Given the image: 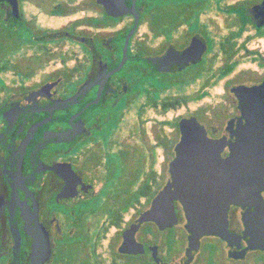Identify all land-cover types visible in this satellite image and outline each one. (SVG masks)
Masks as SVG:
<instances>
[{
	"label": "flooded vegetation",
	"instance_id": "obj_1",
	"mask_svg": "<svg viewBox=\"0 0 264 264\" xmlns=\"http://www.w3.org/2000/svg\"><path fill=\"white\" fill-rule=\"evenodd\" d=\"M123 1L132 11L114 17L96 0H84L83 8L91 15L52 30L26 19L18 0L16 21L22 29L18 36L21 42H37L40 53L33 65L34 86L0 102V264L13 259L8 215L14 187L18 190L13 210L21 237V264H100L103 253L108 255V264H136V255L143 256L146 264H157L150 246L157 247L164 264H264L260 249L233 256L247 247L248 239L243 237L248 206L236 204L229 205L227 222L229 232L240 240L229 244L216 235L202 236L186 263L189 233L177 199L175 225L161 230L153 221L143 222L135 236L144 245V253L119 252L123 231L150 209L152 200L171 181L170 163L181 141L182 119L194 118L206 138L227 142L191 147V152L219 149L220 162L231 156L232 143L248 125L240 107L244 101L232 89L244 86L250 95L245 99L258 104L263 99L259 90L264 82L260 72L264 54L259 40L264 37V13L259 5L264 0ZM67 3L54 1L50 14L70 15V9L57 7ZM38 4L42 10L44 2ZM0 9L4 20L12 21L10 5L1 2ZM136 17L135 30L126 40ZM62 38L69 43L51 47L52 41ZM21 72L24 76L31 71L21 68ZM70 83L73 87L68 88ZM216 88L228 90L233 99L223 117L215 110L209 116L205 107H196L177 117L170 135L164 129L166 122L150 124L154 141L149 143L142 123L147 113L166 116L169 110L189 108L215 95ZM63 100L73 103L63 105ZM112 123L114 133L109 131ZM257 127L259 131V118ZM46 131H66L67 135L64 141L46 143L35 152ZM168 136L172 144H167ZM137 137L142 144L135 143ZM158 150L163 157L159 167ZM203 159L201 154L186 165L206 166ZM214 175L222 176L220 172ZM105 196L116 205L99 209L89 224H83L77 206ZM261 196L264 199V189ZM169 230L176 242L171 249Z\"/></svg>",
	"mask_w": 264,
	"mask_h": 264
},
{
	"label": "water",
	"instance_id": "obj_2",
	"mask_svg": "<svg viewBox=\"0 0 264 264\" xmlns=\"http://www.w3.org/2000/svg\"><path fill=\"white\" fill-rule=\"evenodd\" d=\"M4 1L10 5L12 16L17 18L19 16L18 0H0V3ZM96 2L102 4L105 12L114 17L132 11L126 8L123 0H96ZM259 11L264 13V1L259 5ZM137 22L138 17L126 40L135 30ZM261 23L264 24V16ZM125 55L126 49H124V58ZM232 91L244 101L240 107L248 125L242 129L241 133H238L232 143L231 156L220 162L217 158L219 149L204 153L191 152L189 150L191 147L224 146L227 142L224 138L214 140L206 138L203 127L194 118L182 119L180 121L181 141L177 144L176 156L170 163L171 181L152 200L150 209L141 213L137 220L123 231V240L119 246L120 253H144V245L135 236L141 223L153 221L161 230L175 225L178 222L174 208L175 199L179 200L183 206L186 218L185 229L189 233L186 263L191 259V252L199 248L202 236L216 235L229 244L240 240L237 235L228 230L227 209L230 204L248 206L243 214L246 225L243 237L248 236L247 247L231 255L243 257L248 249L264 251V199L261 196V191L264 189V82L259 90L263 94L259 104L245 99V96L249 98L250 95L244 86L233 88ZM61 102L63 105L73 103L65 100ZM66 135V131H46L36 144L35 152L46 143L64 141ZM201 154H204L203 161L206 166L188 167L186 165V162L198 160ZM216 172H220L222 176L216 177L214 175ZM17 197L18 190L14 187L8 215L14 240L13 259L10 264H21V237L13 210ZM251 206H255V211H250ZM149 250L152 251L153 260L157 264H164L157 255L156 246H150Z\"/></svg>",
	"mask_w": 264,
	"mask_h": 264
},
{
	"label": "rangeland",
	"instance_id": "obj_3",
	"mask_svg": "<svg viewBox=\"0 0 264 264\" xmlns=\"http://www.w3.org/2000/svg\"><path fill=\"white\" fill-rule=\"evenodd\" d=\"M39 1H43L45 4L42 6V10L37 8V6L40 5L38 4ZM54 1L59 2L65 0H20V8L24 12V17L26 19L29 18L30 21L32 20V22H35L36 24L42 27H51L52 30H58L62 28V26L67 25L70 21H74L78 18H83L84 16L91 15L92 13L89 10H84V0H75L71 2L70 8L74 7L75 10L77 9L76 11H71V14L68 16H53L50 14V7L53 6L52 4L54 3ZM90 2H92V0H89L88 3ZM91 21L94 20H90V22ZM2 23L3 22H0V102H4L5 99L12 94H17L27 87L29 88L34 86L32 81L34 80L35 75H37V72H33L35 70V67H33V65L37 60L36 57L40 53L37 42H27L25 39H23V42H21V39L17 35L18 32H21L22 30L20 27V21L5 23L4 25ZM106 23H111V21H106ZM8 24L13 27H11L12 30L8 29L10 27ZM94 24L96 26L98 25V22L95 21ZM45 43L48 44L47 42ZM65 43H69V41L64 38L57 39L52 41L51 47H54L56 45H64ZM259 50L262 51V53L264 54V37L259 40ZM70 63H72V61H70ZM21 68L24 71L30 70L31 72L28 75L23 76ZM260 72L264 74V67L260 70ZM67 87L71 88L73 87V84L70 83ZM214 92L215 95L202 99L198 103H193L189 106V108L184 107L179 111L169 110L166 116H160L159 114L154 112L147 113L143 117L142 123L144 124L143 126L146 129V134L149 143H152L154 141L149 127L150 124H158L161 120L163 122H166V125H164V129L170 135L172 125L176 121L177 117L181 114L186 115L190 113L196 107H205L209 112V116L213 115L214 113L212 111L215 110L216 113H220V116L223 117L226 112L230 111L231 105H233V99L230 96L228 90H225L224 92L222 88H216ZM218 110H220V112ZM221 117H217L216 119L220 121L222 119ZM109 131L114 133L116 131V125H113V123L112 125H109ZM135 140L136 144H142L139 137H137ZM172 141L173 139L168 136L167 144H172ZM140 154L141 152H138L136 153V156ZM156 157L157 167H159L163 159L160 150L157 151ZM112 188H116V184H112ZM94 201H92L93 203L82 202L76 208V213H80V219L82 220L83 224H89L95 218L94 215L96 214V212L100 211L99 209L105 208L106 206L113 207L116 205L115 202L113 203V201L109 200V197L106 196L103 200L99 198L97 200L94 199ZM55 209L58 210L60 208L59 206H56ZM131 214L132 213L129 212L125 215V218H129ZM183 224L184 220L181 221L179 225L183 227ZM150 237L153 238L152 236ZM157 242L159 244L161 243L160 237L157 238ZM106 244L107 239H104L103 249L105 250ZM224 255H226V252ZM107 258L108 255L106 253H103L101 255L100 264H108L109 260ZM127 260L128 259L125 258L124 261L128 262ZM253 264L257 263L253 262Z\"/></svg>",
	"mask_w": 264,
	"mask_h": 264
},
{
	"label": "trees",
	"instance_id": "obj_4",
	"mask_svg": "<svg viewBox=\"0 0 264 264\" xmlns=\"http://www.w3.org/2000/svg\"><path fill=\"white\" fill-rule=\"evenodd\" d=\"M73 1H75V0H68L67 5H61V4H59V5H57V7H60V8H61V11H64V9L67 10V8L70 9L71 11H73V10H74V7H73V8H70V4H71V2H73ZM69 3H70V4H69ZM57 10H58V8H57ZM16 19H17V18H14V17H13V18H12V21L6 22V21L4 20V18H3V10L0 9V22H3V23H2L3 25H4L5 23L14 22V21H16ZM8 25L10 26L8 29H11V30H12L13 27H12L10 24H8ZM11 27H12V28H11ZM15 32H16V31H15ZM17 35H18V34H17ZM175 243H176V242H175V233L173 232V230H169V233H168V240H167V246H168V248L171 249ZM136 264H146V262H145L143 256H141V255H136Z\"/></svg>",
	"mask_w": 264,
	"mask_h": 264
}]
</instances>
